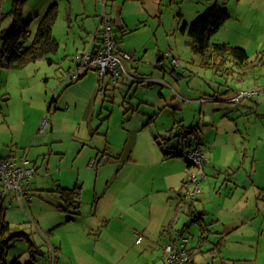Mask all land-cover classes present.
Returning <instances> with one entry per match:
<instances>
[{
  "label": "crops",
  "instance_id": "1",
  "mask_svg": "<svg viewBox=\"0 0 264 264\" xmlns=\"http://www.w3.org/2000/svg\"><path fill=\"white\" fill-rule=\"evenodd\" d=\"M98 1L82 0L76 9L71 5L63 19V31L55 34L53 27L52 37L58 47L47 55L48 60L40 59L48 68L36 80L39 89L35 90L32 83L36 74L26 85L15 83L4 89L8 105L15 93L22 107L35 106L33 116L24 108L19 109L18 116L14 115L16 109L0 107L4 122L11 119L7 125L12 130L11 141L0 145V160L26 155L35 168L30 184L32 198L22 199V207L25 203L29 209L28 235L32 249L40 255L36 264H158L165 243L178 228L188 239L189 264H264V94L231 102L238 92L264 87V72L257 75L250 71L259 62V52L264 51V0H228L225 8L229 18L210 38L212 43L242 47L248 56L252 51L256 63L250 65L249 60L248 66H226L230 73L237 69L240 75L234 84L225 85L227 90L219 89L218 95L224 94V98L213 99L206 94L196 97L177 83L179 88L170 96L175 100L168 106L171 108L174 101L187 103L190 115L179 116L173 108L167 123L160 122L161 107L170 98H164L160 91L171 86L168 80L172 81L178 69L171 67L174 73L169 76L164 71L166 62H162L149 75L141 74L139 63L145 56L139 52V42L128 35L149 23L146 19L152 13L147 0H140L141 12L137 9L131 15L125 11L132 6L124 3L122 12L120 0H108L107 14L118 46L133 52V59L123 63L125 73L116 85L108 76L100 79L95 70H87L74 82L67 79L73 70V57L99 46ZM214 3L203 0L197 15ZM39 5L32 11L37 22L40 12L45 13L51 3L45 11H41L44 4ZM70 44L72 50H68ZM60 49L63 52L58 53ZM168 49L179 58L176 42L153 48L150 56L160 62L159 56ZM54 54L57 57L53 59L50 56ZM3 68L22 72L28 64ZM109 81L112 91L122 92L123 103L134 82L140 87L146 82L151 90L158 88L160 97H153L144 112L139 113L141 100L137 101V125L143 136L140 148L126 133L122 148L114 143L108 114L114 96H107ZM47 115L48 126L40 133V122ZM60 124L70 129L63 131ZM195 148L204 151L208 159L205 177L200 194L180 210L179 196L191 166L178 152ZM167 152L171 153L165 156ZM101 157H106L103 165L89 167L91 160ZM38 164L44 169L40 174ZM75 187L80 190L78 209H60L63 201L57 190ZM5 210L4 220L12 229ZM135 233L141 235L140 242ZM33 234L37 241L31 239Z\"/></svg>",
  "mask_w": 264,
  "mask_h": 264
},
{
  "label": "rangeland",
  "instance_id": "2",
  "mask_svg": "<svg viewBox=\"0 0 264 264\" xmlns=\"http://www.w3.org/2000/svg\"><path fill=\"white\" fill-rule=\"evenodd\" d=\"M147 1H148L147 7L149 11L152 13V15L148 16L146 19L149 20V23L145 25L141 24L139 30H134L133 32L128 33L129 37L134 36L133 39L139 42L137 46L140 47L139 52H141V55L143 57L145 56L141 64L139 63L140 65L139 71L141 74L149 75L151 72L154 71V67L159 66V62L156 61V56H150L151 50L153 48L156 49L157 46L166 45L168 42H170L171 45L174 44V42H176V46L180 50L178 51V53L180 54L179 60L181 65L179 68H177L178 71H175V75H173V77L171 78L172 81L168 80V83H171V86L170 84L168 86H164L160 91L161 95H163L164 98L166 99L170 98L168 99V103L164 104L161 107L162 119L160 120V122L164 121L167 123L171 114L174 112L173 108H175V113H177L179 116L180 113H182L183 116L188 118L190 112L187 103H181L179 101L180 103L177 104L175 103L176 101H174L171 108L168 106L169 103H172L173 100H175V98H173V100L171 99L173 89H178L180 87L183 91L192 90L193 95H195L196 97H200L198 95L201 94H206L211 96L213 99L214 98L219 99V97L224 98L225 97L224 94H220V96L218 95L219 89H221V92L227 90L225 85L227 84L226 86H229L230 84H234L236 82L235 79L240 75V73H236L237 69L234 70L235 72L233 73L232 72L230 73L229 70L224 71L223 70L224 67L226 66L229 67V64L223 66L222 69H219L217 71L205 67L203 68L200 65L199 57L193 54L190 48L186 46V41L188 38L186 32L183 33L181 31V28L183 24L186 23L188 29V27L204 13L203 12L197 15V11L201 7V2L203 0H147ZM48 2L51 3V6H53L55 10L58 12V16L54 24V31L55 34L57 33L60 34L61 31H63L64 29L63 19L66 18V14H67L66 12L68 7H71L72 5V9H76L81 4L82 0H3V3L2 4L0 3V13L2 12V14H4V15L0 14V66H1L0 67V107L3 110H7V106H9L10 109L11 108H13L14 110L16 109L14 111V115L17 113V115L19 116L20 113L19 109L24 108L25 113L27 115L33 116L34 115L33 110L35 106L34 104L30 103L32 105L31 109L29 106L28 108H26L25 105L24 107H22L21 99L17 97V94L15 93L12 97V100L10 101V104L8 105L7 104L8 102L6 103L7 100L6 101L4 100L5 99L4 89H6L5 86L9 87L11 84H15V83L18 84L24 83V85H26L30 81L31 76L36 74V77L32 81L33 85L35 86L37 83L36 81L37 78L44 73L45 70L44 68H48V67L46 63L45 64L42 63V61L39 59L40 61L28 63V68L24 69L22 72L19 71L21 73L15 71H8L9 69L3 68L5 66H8V56L6 52L2 53V50H4L3 48L5 44H8L9 46L11 44V40H9L8 43L5 44L3 41V37H5L6 34L13 28V16L10 14V12L14 8V5L17 6L19 13H21L20 17L22 18V22L25 24L30 23L28 25V29L30 30L31 36L26 38V41L24 43L25 46H27L30 44L31 40L33 39V35L38 25V22L34 19V14L32 13V11L37 6H41L39 4H44V8L41 11H45L46 10L45 7L48 5ZM214 2L215 0H213V3ZM124 3L128 4L127 6H132L131 9H127L125 11V14L127 15L135 14L137 12V9H139V12H141L142 10L140 0H131V1L120 0L119 6L121 7ZM1 5H2V10H1ZM97 9L99 16L101 12V6L99 4V1L97 4ZM121 11L124 12L123 7H121ZM106 12H107V7H106ZM45 13L40 12L41 16L40 15L39 16L42 17ZM71 14H72L73 24L75 25L74 23L75 16H73L74 13ZM130 20L132 19L130 18ZM59 39L60 41H63L61 38ZM212 40H215V38ZM68 50H72V44L69 45ZM60 52H63V49H60L58 51V53ZM55 56L56 55L54 54L51 55L50 57L54 59L57 57ZM249 57H250L249 60H251L250 61V65H251L252 62H255L252 51H249ZM163 62H166L164 71L167 73V75L171 76V74L174 73V72L172 73L171 71V67H172L171 64L169 63L168 60H164ZM262 63H263L262 61H259L256 63V66H252V67L249 66L251 73L256 72L254 74L257 73L261 74L262 72H264L261 65ZM245 66H248V64ZM233 69H235V67ZM245 76L247 77L248 74ZM106 78L108 77L106 76ZM177 83L179 84V87L177 86ZM245 84L247 83L245 82ZM108 85H109L108 90L110 93L109 94L107 93V96L110 95L112 97L114 96L115 98L110 100V103L108 104L110 110L108 112V114L110 115V128H111L110 131L112 132V135L114 137L115 145H119L121 146V148L125 145L124 144L125 136L123 134L126 133L131 135L130 139L135 141L137 148H140L143 136H141V132H139L141 130V126L137 125V111H138L137 101L141 100V111L139 113L144 112L146 105L148 104L152 105L150 104L151 103L150 100L153 97H160L158 88H156L157 90L156 89L151 90L148 89L150 87L147 86L148 84L146 82L142 83L141 87L136 82H134L132 84L133 88H131L132 91L129 94L127 100H125L126 103H123L122 102L123 96L120 95L122 92L119 93L117 91L116 92L112 91L110 81ZM138 87L139 90H137ZM242 87L245 86L243 85ZM34 89L37 90L39 88L35 86ZM76 90L84 91V89L80 87H76ZM112 92L114 93L111 94ZM142 102H144V104H142ZM84 103L85 101L82 102L81 105L83 106ZM216 103L217 102L214 103L215 106L217 105ZM91 105L88 108H91ZM182 106H184V108ZM209 108L210 110H212L213 106L210 105ZM89 114L90 111L86 113V116H88ZM2 115L3 113L0 110V145L4 143H9L11 141L10 131H12L11 128H9V126L7 125L10 124L11 119L6 120L5 123ZM47 116L49 119V115ZM152 120H154V118ZM145 125H147V122H145ZM60 127L63 131H68L70 129V126H67L65 124H60ZM119 131H121L122 134L121 133L119 134L118 133ZM128 144L130 145L129 142L127 143V145ZM1 155L2 154H0V157ZM51 163H54V161L51 160ZM40 165L41 164H38V169H37L38 174L44 171V169ZM48 179H50V177ZM5 212H6L5 213L6 218L11 223L12 230L14 232H25L27 235L30 233L31 219L29 217V209L25 203H23V207L16 205L10 209H6ZM32 236L31 239L33 241L38 240L35 234H33ZM45 245H47V243ZM30 247L31 246L29 245V242H27L25 239L14 241L13 243H11V245L8 248L6 260L9 263L17 259L20 264H27V263L36 264L40 257L39 252H35V250H33L32 247L31 248ZM30 249L32 250L30 251ZM43 251L46 252L48 255L47 249L43 248ZM160 262H161L160 260L157 261L158 264H160Z\"/></svg>",
  "mask_w": 264,
  "mask_h": 264
},
{
  "label": "built area",
  "instance_id": "3",
  "mask_svg": "<svg viewBox=\"0 0 264 264\" xmlns=\"http://www.w3.org/2000/svg\"><path fill=\"white\" fill-rule=\"evenodd\" d=\"M101 12L97 34L99 35V46L95 50L87 49L73 57V70L68 73L67 79L77 80L87 70H95L100 79L108 76L113 84H117L124 76V65L126 61L133 59V53L121 50L118 41L113 35L111 20L106 12L108 0H99ZM162 63L168 60L173 69L180 67V60L172 50H167L160 55ZM136 79H133L135 81ZM264 94V87L254 88L238 92L231 102H238L245 97ZM48 118L44 116L40 122L39 132L43 133L48 126ZM191 166V172L186 178L179 196L180 210L193 202L201 192V183L205 177L204 166L207 158L204 151L192 149L179 152ZM105 157L99 160H91L89 167L103 165ZM35 176V168L30 164L27 156L21 158L10 156L0 160V209L12 208L14 205L22 207V199L31 200L30 184ZM137 242L141 241V235L135 233ZM188 239L182 228L174 229L163 247L160 264H186L189 260L187 248Z\"/></svg>",
  "mask_w": 264,
  "mask_h": 264
},
{
  "label": "trees",
  "instance_id": "4",
  "mask_svg": "<svg viewBox=\"0 0 264 264\" xmlns=\"http://www.w3.org/2000/svg\"><path fill=\"white\" fill-rule=\"evenodd\" d=\"M214 3L205 13H203L188 29L184 23L181 31L186 32L188 45L191 52L199 57L200 65L204 68L219 70L227 64H235L236 66H245L249 64V56L245 49L239 46H232L226 43H212L210 38L223 27L228 20L229 15L225 5L228 0H220ZM13 16V28L3 37L4 44L11 40L10 46L5 44L2 53H7L8 68L19 67L28 63L35 62L39 59H47L49 53L54 52L58 44L52 37V29L57 19V11L51 6L46 13L39 18L36 31L30 44L25 46L26 38L30 37L28 25L22 22L17 6L10 12ZM264 51L259 52L258 61L262 60ZM161 56H159V61ZM264 66V63L261 64ZM224 71L229 68L224 67ZM194 131V130H192ZM188 132L187 135L191 134ZM185 138L183 137V140ZM161 145V144H160ZM199 149V148H195ZM171 152L164 155L168 156ZM179 154V152H178ZM180 155V154H179ZM57 192L63 201L62 210H77L80 205V190L75 187L73 189H58ZM0 209V264H20L17 259L12 262L6 260L7 251L11 243L16 240L25 239L31 246L29 235L24 232H14L8 222L4 220V215ZM190 251V250H188ZM189 260L186 264H189ZM33 264V263H27Z\"/></svg>",
  "mask_w": 264,
  "mask_h": 264
}]
</instances>
